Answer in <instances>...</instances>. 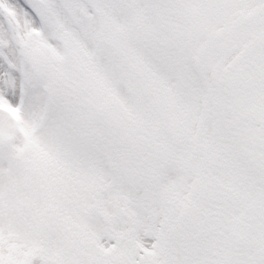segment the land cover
<instances>
[{
    "label": "snow or ice",
    "instance_id": "obj_1",
    "mask_svg": "<svg viewBox=\"0 0 264 264\" xmlns=\"http://www.w3.org/2000/svg\"><path fill=\"white\" fill-rule=\"evenodd\" d=\"M0 264H264V0H0Z\"/></svg>",
    "mask_w": 264,
    "mask_h": 264
}]
</instances>
